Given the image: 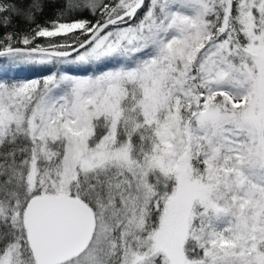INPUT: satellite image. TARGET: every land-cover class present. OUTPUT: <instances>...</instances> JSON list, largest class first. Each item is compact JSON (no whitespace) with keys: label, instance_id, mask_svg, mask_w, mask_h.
I'll use <instances>...</instances> for the list:
<instances>
[{"label":"snow or ice","instance_id":"obj_1","mask_svg":"<svg viewBox=\"0 0 264 264\" xmlns=\"http://www.w3.org/2000/svg\"><path fill=\"white\" fill-rule=\"evenodd\" d=\"M0 264H264V0H0Z\"/></svg>","mask_w":264,"mask_h":264},{"label":"trees","instance_id":"obj_2","mask_svg":"<svg viewBox=\"0 0 264 264\" xmlns=\"http://www.w3.org/2000/svg\"><path fill=\"white\" fill-rule=\"evenodd\" d=\"M22 77H27V78H33V77H37L40 75L39 72H34V71H31V70H28V71H24L20 74Z\"/></svg>","mask_w":264,"mask_h":264},{"label":"rangeland","instance_id":"obj_3","mask_svg":"<svg viewBox=\"0 0 264 264\" xmlns=\"http://www.w3.org/2000/svg\"><path fill=\"white\" fill-rule=\"evenodd\" d=\"M33 78H35V77H33Z\"/></svg>","mask_w":264,"mask_h":264}]
</instances>
